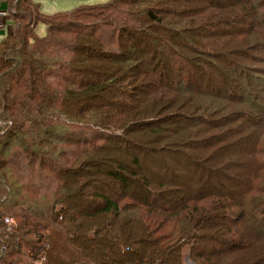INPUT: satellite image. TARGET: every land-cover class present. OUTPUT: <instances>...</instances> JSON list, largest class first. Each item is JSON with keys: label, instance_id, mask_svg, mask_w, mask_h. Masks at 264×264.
<instances>
[{"label": "trees", "instance_id": "trees-1", "mask_svg": "<svg viewBox=\"0 0 264 264\" xmlns=\"http://www.w3.org/2000/svg\"><path fill=\"white\" fill-rule=\"evenodd\" d=\"M243 2L109 0L47 14L0 0L13 25L0 40V264H231L248 250L237 222L264 234L258 177L237 199L183 189L188 167L224 149L205 147L235 133L223 125L248 118L245 106L262 111L264 76L234 52L264 44V13ZM220 56L224 89L205 101L202 77ZM183 112H200L195 130Z\"/></svg>", "mask_w": 264, "mask_h": 264}, {"label": "rangeland", "instance_id": "rangeland-1", "mask_svg": "<svg viewBox=\"0 0 264 264\" xmlns=\"http://www.w3.org/2000/svg\"><path fill=\"white\" fill-rule=\"evenodd\" d=\"M40 3V9L42 12L51 14L55 13L57 11H68L71 9H74L75 7L83 4H98V3H105L109 0H34ZM244 0H240V3H244ZM256 0H253V3L255 5L258 3L259 10L258 12L264 13V0H258L259 2H255ZM239 2V1H238ZM251 2V0H250ZM262 15V14H261ZM1 16L0 18H2ZM4 18V17H3ZM259 19V17H256V20ZM264 19V16H263ZM10 23V21H7ZM259 22V21H258ZM7 23V24H8ZM260 23V22H259ZM3 23H0V26H2ZM264 29V27H263ZM11 32L13 31V26L11 27ZM36 33L38 36H45L46 35V26L44 23L39 22L36 26ZM262 33H264V30H262ZM10 34V33H8ZM5 27L1 30L0 29V39H2L4 36L8 35ZM255 35L254 31L249 34V36H245L247 38H253L252 36ZM255 37V36H254ZM259 47V46H258ZM263 47V48H261ZM228 53V52H227ZM230 53H233L232 50L229 52V56H238L242 58L245 62V65H247V68L249 65H256L259 67L257 73H260L262 76H264V44L260 46L259 48H256V43L252 42L251 46L249 48H238L237 51L234 53H237L236 55H232ZM252 55H257L261 61L253 63V60L250 59ZM222 58V59H221ZM212 61H216L221 66L218 68L219 70H213L211 68L209 70L210 77L203 76L202 80L204 83V86L201 88V98L203 96V99L205 101H211L213 99V96L217 93L219 89H224V84L221 83L222 80L219 81V79H215L220 74H225L227 69L225 68L226 61L224 57L213 59ZM231 67V66H230ZM257 69H252L254 72L257 71ZM249 70V69H248ZM252 70H249L250 72ZM219 75L217 76V74ZM221 79V78H220ZM234 79V78H233ZM231 86V85H230ZM2 87H0V90ZM263 90V91H262ZM262 90L258 91L259 101L258 103L262 111H255L254 108H247V106L244 107L245 112L248 111V118L242 117L238 120H234L232 122H228L227 124L223 125L224 130H231L235 133H230L223 142L215 141L212 145H209L205 147V149H211V148H221L222 145L224 146V149L221 151L219 150L217 154L207 160V162L201 163V165H195L193 168L188 167V169H191V172L187 170L188 175L183 178V181H185V185L183 187L184 191L187 194H194L197 193L199 195L200 192H216V191H223V192H229L232 193V199H237L239 192L233 190V189H239L244 182L247 180L248 176L258 177L259 184L263 187L262 191H264V88ZM207 96V97H206ZM200 100V99H199ZM198 100V101H199ZM189 103L187 106L192 107L190 110H193L195 108L194 105L190 106ZM232 107H235V104H231ZM263 106V108H261ZM231 107V108H232ZM238 109L239 105H237ZM242 107V106H241ZM233 109V108H232ZM250 109V110H249ZM243 110V109H242ZM230 111V110H229ZM235 111L230 112H216L212 114V112H204L206 116H209L210 119H218L219 116L222 114H231ZM184 113V112H183ZM182 113V114H183ZM189 114L184 113V115L189 116V118H185L181 120L182 125H186V127L189 130H195L197 125V121L194 120L196 114L200 112H188ZM203 113V112H202ZM2 120V118L0 117ZM19 119V118H18ZM218 122V120H217ZM220 123V122H218ZM217 123V124H218ZM194 124V125H192ZM170 125V123H166V126ZM164 127V126H163ZM185 127V128H186ZM199 129V128H198ZM6 130L0 129V132L3 133ZM213 132L215 130H212ZM209 134V133H208ZM232 139V140H231ZM11 140H14V137L11 138ZM102 140H98L96 143H101ZM257 144L259 149L258 153H253L254 145ZM54 145V144H52ZM51 145V146H52ZM63 147H67V144H61ZM205 144H201L202 147ZM197 148L200 150V148ZM191 150L190 148L185 149V151L193 152L196 151ZM14 150V147L11 149V151ZM204 149H201V151ZM206 151V150H205ZM214 154V153H213ZM212 154V155H213ZM211 155V154H208ZM228 159L232 160L233 165H226V161ZM231 163V162H230ZM229 163V164H230ZM195 169V170H194ZM198 172V174L195 176L194 171ZM191 176H195L192 179ZM251 178V177H250ZM249 178V179H250ZM246 179V180H245ZM182 181V179H181ZM248 182V181H247ZM209 184L208 188H206V185ZM261 197H264V193L261 192ZM201 194V193H200ZM234 196V197H233ZM50 200V198H48ZM264 200V199H263ZM264 213V212H263ZM219 218L215 219L214 221L218 223ZM260 222V221H259ZM234 238L239 239L246 244H248V250L241 252L242 255H240L237 259H233L231 262L234 264H264V234L263 232L258 229V227H255L254 225H251L245 221L242 223L237 222L234 226ZM185 264H193V261L188 257L185 256L184 258ZM219 264V263H217ZM224 264V262H222Z\"/></svg>", "mask_w": 264, "mask_h": 264}, {"label": "crops", "instance_id": "crops-1", "mask_svg": "<svg viewBox=\"0 0 264 264\" xmlns=\"http://www.w3.org/2000/svg\"><path fill=\"white\" fill-rule=\"evenodd\" d=\"M3 16L2 18H0V23L2 22L3 25L0 26V29L2 30L4 27L7 31V34L8 33H11V27L13 26L12 25V22L10 20V17H9V13L7 11V8H6V3H4L3 5L0 6V17ZM7 21H10V23H8ZM8 23V24H7ZM7 36V35H6ZM5 37V36H4ZM3 37V38H4ZM1 40V39H0Z\"/></svg>", "mask_w": 264, "mask_h": 264}, {"label": "built area", "instance_id": "built-area-1", "mask_svg": "<svg viewBox=\"0 0 264 264\" xmlns=\"http://www.w3.org/2000/svg\"><path fill=\"white\" fill-rule=\"evenodd\" d=\"M6 222L12 223L13 222V219H11V218L6 219Z\"/></svg>", "mask_w": 264, "mask_h": 264}]
</instances>
